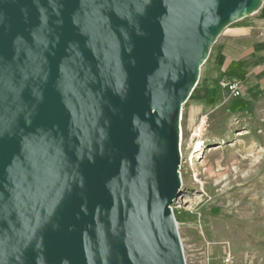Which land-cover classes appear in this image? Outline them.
<instances>
[{"label": "water", "instance_id": "95a60500", "mask_svg": "<svg viewBox=\"0 0 264 264\" xmlns=\"http://www.w3.org/2000/svg\"><path fill=\"white\" fill-rule=\"evenodd\" d=\"M264 0H0V264H186L180 119Z\"/></svg>", "mask_w": 264, "mask_h": 264}, {"label": "rangeland", "instance_id": "374dc122", "mask_svg": "<svg viewBox=\"0 0 264 264\" xmlns=\"http://www.w3.org/2000/svg\"><path fill=\"white\" fill-rule=\"evenodd\" d=\"M179 148L171 208L186 264H264V5L212 47L182 108Z\"/></svg>", "mask_w": 264, "mask_h": 264}, {"label": "bare ground", "instance_id": "6f19581e", "mask_svg": "<svg viewBox=\"0 0 264 264\" xmlns=\"http://www.w3.org/2000/svg\"><path fill=\"white\" fill-rule=\"evenodd\" d=\"M239 96V95H238ZM237 97V96H236ZM239 98V97H238ZM207 145V143H203L197 146V152L203 150V148ZM182 178V177H181Z\"/></svg>", "mask_w": 264, "mask_h": 264}, {"label": "built area", "instance_id": "2783aa9c", "mask_svg": "<svg viewBox=\"0 0 264 264\" xmlns=\"http://www.w3.org/2000/svg\"><path fill=\"white\" fill-rule=\"evenodd\" d=\"M234 88L237 89V86L235 85ZM231 261H232V257H231V256H228V257L226 258V260H225V263H226V264H231Z\"/></svg>", "mask_w": 264, "mask_h": 264}]
</instances>
